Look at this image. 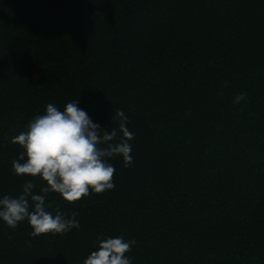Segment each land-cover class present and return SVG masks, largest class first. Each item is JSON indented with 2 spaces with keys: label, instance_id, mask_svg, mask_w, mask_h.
<instances>
[{
  "label": "trees",
  "instance_id": "16d2710c",
  "mask_svg": "<svg viewBox=\"0 0 264 264\" xmlns=\"http://www.w3.org/2000/svg\"><path fill=\"white\" fill-rule=\"evenodd\" d=\"M77 98L105 130L125 112L133 163L110 158L102 194L47 196L79 229L0 220V264H83L119 236L132 264H264V0H0V198L46 184L13 173V137Z\"/></svg>",
  "mask_w": 264,
  "mask_h": 264
},
{
  "label": "clouds",
  "instance_id": "9594fccd",
  "mask_svg": "<svg viewBox=\"0 0 264 264\" xmlns=\"http://www.w3.org/2000/svg\"><path fill=\"white\" fill-rule=\"evenodd\" d=\"M246 98L247 92H241L234 102L240 104ZM78 105V98L68 102L63 110L48 103L43 114L28 123L26 131L13 137L12 143L23 148L19 158L12 160L13 173L38 176L46 184L36 191V183L29 180L19 195L0 198V220L9 228L15 229L27 219L33 238L79 229V221L75 219L78 213L73 212L71 219H65L57 208L53 215L47 210V196L55 192L67 202L75 203L93 192L102 194L115 188L116 170L109 163L110 158L121 156L124 167L132 165L130 141L134 133L129 130L125 112L115 108L112 116L115 126L105 130ZM136 243L135 239L126 241L123 236L97 237V250L83 264H132L126 253Z\"/></svg>",
  "mask_w": 264,
  "mask_h": 264
}]
</instances>
